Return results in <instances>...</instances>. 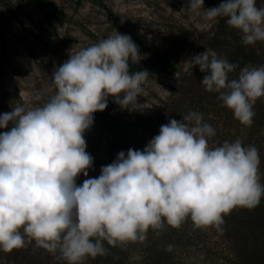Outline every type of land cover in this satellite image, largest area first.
<instances>
[{
    "label": "clouds",
    "instance_id": "clouds-1",
    "mask_svg": "<svg viewBox=\"0 0 264 264\" xmlns=\"http://www.w3.org/2000/svg\"><path fill=\"white\" fill-rule=\"evenodd\" d=\"M188 8L204 19L226 24L244 45L264 42V7L257 0H222L205 9ZM139 46L117 30L81 48L52 74L55 91L33 106L19 104L0 114V251L33 244L66 264H85L108 254L107 245L144 242L152 230L179 228L190 219L197 228L222 231L224 217L237 207L254 209L264 198L259 150L241 139L211 146L216 136L202 113L169 119L143 150L129 148L90 177L94 158L85 132L108 100L136 111L147 70L131 71L141 60ZM204 73V89L243 126L251 127L254 106L264 98V65H237L208 50L191 57ZM42 101V102H41ZM81 174L86 177L77 184ZM169 245L167 250H171Z\"/></svg>",
    "mask_w": 264,
    "mask_h": 264
},
{
    "label": "trees",
    "instance_id": "trees-1",
    "mask_svg": "<svg viewBox=\"0 0 264 264\" xmlns=\"http://www.w3.org/2000/svg\"><path fill=\"white\" fill-rule=\"evenodd\" d=\"M34 2L54 27L49 10L53 3L49 0ZM219 26L223 28L225 37L221 40L219 35L214 36V49L232 48L226 55L219 52L217 55L237 65L230 79L236 78L246 65H264V45L259 42L244 45L241 34L230 28L224 18H220ZM180 58L178 52L153 51V61L163 71L179 72ZM130 70L147 69L141 63H133ZM203 75L197 68L183 73L180 82L171 86L169 97L152 113L139 108L136 111L123 110L118 104L94 113V124L84 134L86 151L94 158L89 178L98 177L101 166L110 164L120 151L127 153L129 148L143 150L147 142L159 133L160 126L168 123L169 119L181 120L182 115L189 111H197L216 130V136L209 140L211 146L239 138L245 146L253 145L259 150L261 182L264 183V98L254 106L252 126L245 127L234 118L231 110L222 105L218 94L204 89L201 84ZM9 129H0V132ZM84 179L86 177L81 174L77 184H82ZM224 221L222 231L197 228L187 219L179 228L165 225L159 235L149 230L146 241L142 243L112 247L105 242L108 254L88 258L85 264H264V198L254 209H233L224 217ZM169 245L172 246L171 250H167ZM23 260L31 264H66L44 249L35 247L34 242L10 253L0 251V264H19Z\"/></svg>",
    "mask_w": 264,
    "mask_h": 264
},
{
    "label": "rangeland",
    "instance_id": "rangeland-1",
    "mask_svg": "<svg viewBox=\"0 0 264 264\" xmlns=\"http://www.w3.org/2000/svg\"><path fill=\"white\" fill-rule=\"evenodd\" d=\"M49 1L54 27L34 0H0V114L19 104L33 106L37 95L43 99L52 95L54 69L114 29L131 36L142 55L139 63L150 72L145 92L137 98L139 109L146 113L169 97L183 73L199 69L192 68V56L206 50L226 55L232 50L214 49V36L225 37L220 19L205 20L203 11L188 8V0ZM221 2L204 0L203 7ZM257 6L264 7V0H257ZM155 49L181 54L180 71L161 70L153 61ZM113 105L109 97L108 107Z\"/></svg>",
    "mask_w": 264,
    "mask_h": 264
}]
</instances>
